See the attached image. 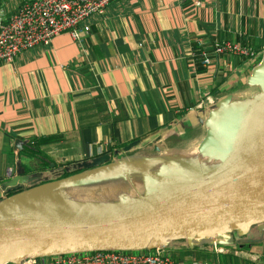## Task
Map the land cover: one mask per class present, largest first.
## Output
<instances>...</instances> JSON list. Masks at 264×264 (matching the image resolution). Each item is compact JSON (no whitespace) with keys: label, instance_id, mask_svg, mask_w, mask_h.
Instances as JSON below:
<instances>
[{"label":"crops","instance_id":"obj_1","mask_svg":"<svg viewBox=\"0 0 264 264\" xmlns=\"http://www.w3.org/2000/svg\"><path fill=\"white\" fill-rule=\"evenodd\" d=\"M22 1L1 2L0 20ZM89 21L82 42L63 32L0 63V187L31 175L21 158L55 176L104 155L182 154L198 146L217 101L258 90L247 78L264 51V0H116ZM224 40L256 56L217 55ZM257 252L247 259L264 264V246Z\"/></svg>","mask_w":264,"mask_h":264},{"label":"water","instance_id":"obj_2","mask_svg":"<svg viewBox=\"0 0 264 264\" xmlns=\"http://www.w3.org/2000/svg\"><path fill=\"white\" fill-rule=\"evenodd\" d=\"M247 83L258 90L243 99L222 98L204 120L197 151L217 162L210 169L190 175L168 157L143 178L141 194L121 192L113 204L84 212L55 207L7 211L24 194L132 172L129 166L136 160L110 161L104 155L80 165L83 171L2 198L0 264L73 252L150 250L182 240L226 245L233 243V232L242 236L264 223V51ZM38 177L19 174L2 188L33 184Z\"/></svg>","mask_w":264,"mask_h":264},{"label":"built area","instance_id":"obj_3","mask_svg":"<svg viewBox=\"0 0 264 264\" xmlns=\"http://www.w3.org/2000/svg\"><path fill=\"white\" fill-rule=\"evenodd\" d=\"M4 0H0V3ZM116 0H23L18 9L6 21L0 20V63H12L19 53L39 45H48L60 33L67 32L73 41L82 42L90 32V18L104 15L108 5ZM212 51L217 55L231 54L254 58L256 50L233 41H217ZM202 62L209 63L205 53H200ZM229 65V64H227ZM208 104L214 103L210 95L205 97ZM204 101H200V107ZM5 189L0 187V200ZM221 246L216 242L211 245L215 253ZM19 264H182L174 260L173 254L157 246L139 253L122 250H96L73 252L41 258H26ZM188 264H222L213 261Z\"/></svg>","mask_w":264,"mask_h":264},{"label":"rangeland","instance_id":"obj_4","mask_svg":"<svg viewBox=\"0 0 264 264\" xmlns=\"http://www.w3.org/2000/svg\"><path fill=\"white\" fill-rule=\"evenodd\" d=\"M197 146H194L193 148H196ZM168 157L172 156H163L162 158L153 159L144 161V163L149 164V167L144 170L139 171H132L129 173H124L121 175V177L117 176L118 179H115V182H110L109 180L102 179L99 182L96 181L95 185L91 187V184L88 185H81V184H74V185H66L62 187H56L54 189L63 192L66 194V196L69 198V201L73 203H85L91 205V208H99L101 206L113 204L116 202L118 194L121 192L129 193L130 195H139L143 192V178L146 175L153 174L156 170L159 169L161 163L165 161ZM173 158L178 162V160L181 158V154L173 156ZM115 159H120L116 157ZM202 159V158H201ZM206 157L202 160H205ZM162 161V162H161ZM20 162L23 165H26L27 167L31 168L30 165L26 162L24 158H21ZM217 164L215 160H209L208 163H205L203 168L196 169L192 174L195 175L199 172H202L204 170L210 169L214 167ZM60 171V170H59ZM44 176H40V179H50V178H56L58 174H55V176L50 175L47 173V171H41ZM146 172V173H144ZM47 173V174H46ZM116 177V176H115ZM39 179V180H40ZM39 181H36L35 183H38ZM110 185V186H109ZM22 186L25 188H29L31 186L30 183H22ZM76 201V202H75ZM232 235V234H231ZM244 236V237H242ZM234 235L232 236L233 243L232 244H222L221 246H217L216 249L219 251V253H215V251L212 249L211 244L213 243L211 241L206 242H196L194 244H188L186 241H172L163 248L168 252V254L174 255V260L176 262L182 263V264H188L192 261L197 262H205L209 261L211 256L210 254L217 255L218 258L223 254L230 255V259H232V263L236 264H251L255 261H250L247 258L251 257L249 256V253H252V257L257 254L260 247L264 246V223H259L251 226L250 230L245 235ZM224 236H215V238H219L223 240ZM251 240V241H250ZM141 250H132L133 253H139ZM247 252V253H246ZM44 258V257H43ZM245 258L243 261L242 259ZM241 260V261H240ZM262 262H264L263 257L260 259Z\"/></svg>","mask_w":264,"mask_h":264},{"label":"bare ground","instance_id":"obj_5","mask_svg":"<svg viewBox=\"0 0 264 264\" xmlns=\"http://www.w3.org/2000/svg\"><path fill=\"white\" fill-rule=\"evenodd\" d=\"M201 158L203 159V157L197 151V147L192 148L181 154L178 164L184 169L185 173L192 174L196 169L203 168L205 163H208L209 160H211L207 157L205 160H202ZM148 167L149 164L144 163V160H136L130 164L129 170L139 171ZM90 206L91 205L85 203H73L69 201V198L66 196V194L56 189H44L41 191L24 194L23 196L19 197L17 201L14 202V204L7 206V211L11 213H19L22 208L55 207L74 212H84L88 211L86 208H91Z\"/></svg>","mask_w":264,"mask_h":264},{"label":"trees","instance_id":"obj_6","mask_svg":"<svg viewBox=\"0 0 264 264\" xmlns=\"http://www.w3.org/2000/svg\"><path fill=\"white\" fill-rule=\"evenodd\" d=\"M199 50H197V53L199 54ZM260 59H261V56H259L257 59H256V65L259 63V61H260ZM40 141H42V139L40 140ZM37 146H35L34 148H36ZM23 152L21 153V154H28V155H34V156H37V153L36 152H28L27 151V149H23L22 150ZM27 155V156H28ZM70 165H73V164H69L68 165V169H66L65 167H60V168H58L57 170H61V172L56 176V178L55 179H58V178H62V177H66V176H69V175H71V174H74V173H77V172H80V171H83V170H85L84 168H82L81 166H74V167H72V166H70ZM40 170H32V169H29V167H26V172L28 173V174H31L30 176H33L34 174H36V175H38L39 174V179H40V173H42L41 171H44L45 169H47V167H46V164H43V165H41V167L39 168ZM35 171H37V172H35ZM43 174V173H42ZM119 177V176H118ZM118 177L116 176V177H110L108 180L110 181V182H114V180L115 179H118ZM54 178H50V179H40V180H37V181H39L38 183H35V181L33 182V184H31V186L30 187H34V186H37V185H39V184H43V183H45V182H47V181H51V180H53ZM96 183H93V184H91V187H93L94 185H95ZM82 185V184H81ZM83 185H88V184H83ZM29 187V188H30ZM25 189H28V188H25L24 186H20V187H11V188H9V189H7L6 191H5V194H4V197L6 198V197H10V196H12V195H14V194H17V193H20V192H22V191H24ZM3 197V198H4ZM233 233H235L236 235H238V233L237 232H233ZM232 235H234V234H232ZM242 237H244V236H242ZM208 241H210L209 239H202V240H200L199 242L201 243V242H208ZM194 243H196V242H193V244ZM208 244V243H207ZM210 256H211V258H210V260L209 261H213V260H216V259H218L222 264H234V263H232V259H230L231 257H229L230 255H226V254H223L221 257H220V259L218 258V256L217 255H213V254H210ZM236 264V263H235Z\"/></svg>","mask_w":264,"mask_h":264},{"label":"flooded vegetation","instance_id":"obj_7","mask_svg":"<svg viewBox=\"0 0 264 264\" xmlns=\"http://www.w3.org/2000/svg\"><path fill=\"white\" fill-rule=\"evenodd\" d=\"M115 182V181H114ZM113 183V182H112Z\"/></svg>","mask_w":264,"mask_h":264}]
</instances>
